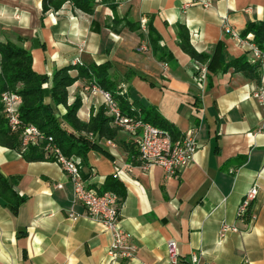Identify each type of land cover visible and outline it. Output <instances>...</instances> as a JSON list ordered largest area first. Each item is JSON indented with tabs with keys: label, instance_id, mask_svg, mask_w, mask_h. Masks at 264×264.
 Here are the masks:
<instances>
[{
	"label": "crops",
	"instance_id": "obj_1",
	"mask_svg": "<svg viewBox=\"0 0 264 264\" xmlns=\"http://www.w3.org/2000/svg\"><path fill=\"white\" fill-rule=\"evenodd\" d=\"M107 2L115 9L96 0L92 13L70 2L42 13V0H0V41L29 51L33 70L49 77L69 64L108 62L129 102L155 106L179 134L195 130L197 150L177 177L158 165H140L132 138L121 130L114 139L99 140L101 150L87 153L88 164L81 165L86 186L102 191L112 175L125 190L120 221L134 253L119 264H172L169 240L176 245L175 264H264V135L256 133L264 106L252 95L264 88V62L259 83L222 70L243 54L256 61L248 45L252 34L245 41L239 34L247 23L264 20V0ZM177 24L206 61L181 49ZM148 25L168 55L159 57L149 46ZM76 96L83 121L105 106L103 90L86 78L68 87L69 104ZM44 102L60 115L66 110L49 96ZM21 151L0 145V173L25 196L16 213L0 199V264H110V232L74 200L67 174L54 160L26 161ZM252 185L256 219L238 220L237 206ZM223 221L239 231L219 238Z\"/></svg>",
	"mask_w": 264,
	"mask_h": 264
},
{
	"label": "trees",
	"instance_id": "obj_2",
	"mask_svg": "<svg viewBox=\"0 0 264 264\" xmlns=\"http://www.w3.org/2000/svg\"><path fill=\"white\" fill-rule=\"evenodd\" d=\"M100 1L107 3L113 10L116 7L115 3H109L107 0ZM65 2H70L75 8L85 13H92L96 4V0H42V13L49 10H58ZM129 26L132 27L133 25L130 24ZM177 29L181 49L190 55L192 59L197 60L199 57H203V61H206L207 54H199L191 47L188 30L182 24H177ZM147 31L149 46L153 50H159V57L168 55L166 51L159 47V36L150 25H148ZM247 34H252L251 42L264 53V20L247 23L239 37L246 38ZM261 64L260 60L249 62L243 54L226 61L222 66V70L232 68L234 71L242 72L259 83ZM109 68L110 63L108 62L99 65L69 64L55 69L49 77L33 70L32 56L29 51L10 41H0V145L22 150L18 133L10 130L2 111L1 94L4 91H13L21 99L18 107V117L22 126L35 125L45 136H52L53 142L64 155L79 157L81 165H87V153L90 150H101L98 141L101 139H114L120 129L113 124L112 117L107 113L106 105L98 107L95 111L91 110L88 121H83L78 117L77 112L81 106V100L76 96L73 102L69 104L68 87L79 77L91 80L95 86L109 93L117 103L121 113L140 118L157 127L166 129L174 138L180 135L155 106L144 107L135 101L129 102L127 95L121 92L118 83L110 77ZM74 70L77 72L76 75L71 74ZM49 81L50 85L44 87V84ZM46 96L51 97L55 106L63 105L66 109L65 112L62 115L55 112L50 104L44 102ZM21 152L26 161L52 159L50 156H46L38 145H28ZM82 177L84 178L85 175H82ZM103 190L116 192L120 201L125 195L123 185L112 175L105 178ZM0 199L14 213L25 199V196L19 195L13 189L10 181L1 173Z\"/></svg>",
	"mask_w": 264,
	"mask_h": 264
},
{
	"label": "built area",
	"instance_id": "obj_3",
	"mask_svg": "<svg viewBox=\"0 0 264 264\" xmlns=\"http://www.w3.org/2000/svg\"><path fill=\"white\" fill-rule=\"evenodd\" d=\"M207 6V3H203ZM225 32L236 36L237 34L229 27H225ZM251 34H247L245 41ZM249 48L256 60L264 62V53L260 51L254 43L248 42ZM140 50H145L141 46ZM203 75L205 67L201 68ZM107 113L112 117L113 124L121 131L128 134L134 141L137 148V159L145 168L153 165L160 166L167 176L177 177L181 170L189 165L197 150L195 130L190 128L174 138L171 133L163 128L157 127L150 122L140 118L121 113L117 103L111 98L109 93L103 91ZM255 97L264 106V88L259 87L253 90ZM20 96L13 91H4L1 94L3 114L12 132L19 135L21 149L28 145H38L46 156H50L63 171L67 174L73 188V198L80 203L86 215L99 222L110 232L111 242L107 250L110 264H119L123 259L133 256L134 245L131 242V235L121 225L120 221V198L112 190L96 191L85 185L81 175V160L76 156H66L53 142L52 136H45L35 125L28 124L22 126L18 117V107ZM256 133L264 135V113L256 129ZM57 188L61 187L58 183ZM257 195L255 186L249 187L240 200L236 217L238 220L254 221L255 213L252 211V203ZM75 217L73 213L69 214ZM239 228L236 224L223 221L218 230L219 238H224L229 232H237ZM167 255L172 264L176 263L177 253L174 241H167ZM195 258H193L194 260Z\"/></svg>",
	"mask_w": 264,
	"mask_h": 264
},
{
	"label": "rangeland",
	"instance_id": "obj_4",
	"mask_svg": "<svg viewBox=\"0 0 264 264\" xmlns=\"http://www.w3.org/2000/svg\"><path fill=\"white\" fill-rule=\"evenodd\" d=\"M91 81V80H90ZM92 82V81H91ZM92 84H93V82H92ZM94 85V84H93ZM94 87V86H93Z\"/></svg>",
	"mask_w": 264,
	"mask_h": 264
}]
</instances>
